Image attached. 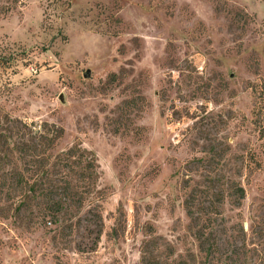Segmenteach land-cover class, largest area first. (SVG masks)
Instances as JSON below:
<instances>
[{
    "label": "rangeland",
    "instance_id": "rangeland-1",
    "mask_svg": "<svg viewBox=\"0 0 264 264\" xmlns=\"http://www.w3.org/2000/svg\"><path fill=\"white\" fill-rule=\"evenodd\" d=\"M0 264H264V0H0Z\"/></svg>",
    "mask_w": 264,
    "mask_h": 264
},
{
    "label": "trees",
    "instance_id": "trees-1",
    "mask_svg": "<svg viewBox=\"0 0 264 264\" xmlns=\"http://www.w3.org/2000/svg\"><path fill=\"white\" fill-rule=\"evenodd\" d=\"M44 126H47V124L45 123ZM48 127H53L52 131L55 135L53 134L54 136H50V138H47V139L45 138L44 140H46V142L49 143L48 145H50L51 148H53L55 146V142L58 139H60L62 136V129L55 128L54 126H48ZM21 138H23V137H21ZM8 139L9 138L4 139L5 144H8ZM31 139H33V138L31 137ZM13 144H15V143H13ZM19 145H20V147L17 148V153H20V155H22V156H18L20 160L24 161V159L26 157H35V158L37 157V155H30L28 153L29 152L35 153V151H37V148H39V145L35 144V145L30 147L27 145V143H25L23 141L21 143H19ZM84 153H85V151L81 150L80 147H71V148H68L66 151H64L61 154L49 155V156L47 155V157L44 158L43 160L34 161L33 163L38 164L36 166L38 169L40 167H44L46 165H50L54 169H56V168L68 169L67 175H69L68 173H73L74 175H77V171H75L74 168L78 169L81 166L80 171H78V179L79 180L87 179V178L93 179L92 176L95 175L96 162L93 158H89V159L85 160L84 159ZM75 157L77 159L73 160V158H75ZM50 161H51V163H50ZM13 183L15 184L16 187H19L21 189L24 188V189H26V191L34 192L36 190L38 181L31 183L27 178H25L19 172L18 174H15L14 179H13ZM65 183H66L65 188L59 187L58 189L70 190L73 188L70 180H66ZM48 184L51 186V188L54 191L57 189V186L51 185L50 179H49ZM238 190L240 192V196L243 197L244 190L242 188H238ZM66 194L68 195V193H66ZM63 204H64V201L62 200L61 197H59L58 199L53 198L52 205H51L52 210L48 214H51L53 216L54 213H56L62 209Z\"/></svg>",
    "mask_w": 264,
    "mask_h": 264
},
{
    "label": "water",
    "instance_id": "water-1",
    "mask_svg": "<svg viewBox=\"0 0 264 264\" xmlns=\"http://www.w3.org/2000/svg\"><path fill=\"white\" fill-rule=\"evenodd\" d=\"M89 75H90V71L89 70H86V73H85V75H84V77H89ZM61 99H62V97H61Z\"/></svg>",
    "mask_w": 264,
    "mask_h": 264
}]
</instances>
